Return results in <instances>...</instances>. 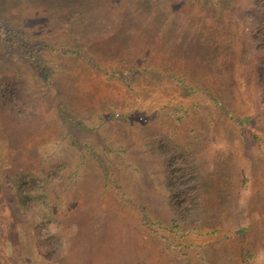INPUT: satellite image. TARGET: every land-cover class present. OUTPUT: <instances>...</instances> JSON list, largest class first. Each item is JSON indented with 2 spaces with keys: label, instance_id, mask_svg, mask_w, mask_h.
<instances>
[{
  "label": "rangeland",
  "instance_id": "rangeland-1",
  "mask_svg": "<svg viewBox=\"0 0 264 264\" xmlns=\"http://www.w3.org/2000/svg\"><path fill=\"white\" fill-rule=\"evenodd\" d=\"M251 2L0 0V264H264ZM165 145L198 209H172Z\"/></svg>",
  "mask_w": 264,
  "mask_h": 264
},
{
  "label": "trees",
  "instance_id": "trees-1",
  "mask_svg": "<svg viewBox=\"0 0 264 264\" xmlns=\"http://www.w3.org/2000/svg\"><path fill=\"white\" fill-rule=\"evenodd\" d=\"M251 5L253 9L247 12L249 26L244 31L247 34L246 46L251 49L252 53L250 60L244 63L251 69V74L254 81H256V102L261 108L259 109V115L264 116V0H252ZM0 27L2 28L1 17ZM6 30L7 34L5 36L1 34V38L9 46L10 44L18 45L27 60L40 73L50 75L51 67L46 63V59L40 55V50L35 49V44L26 34V30L18 25ZM125 77L124 80H126ZM218 105H221V103ZM164 148L166 149L164 152V166L168 186L170 187V195L173 199L172 209L181 213L188 212L190 209H198L204 201L205 191V177L199 164L191 153L184 155L177 152L176 149L170 148L169 145H165ZM183 151L186 150L183 149ZM182 159L186 163L185 166ZM41 242L44 244L43 240ZM44 245H46L45 249L49 250V244ZM47 249L45 255L49 258L52 256V249L49 252H47Z\"/></svg>",
  "mask_w": 264,
  "mask_h": 264
}]
</instances>
